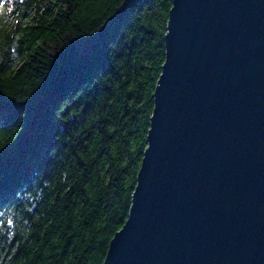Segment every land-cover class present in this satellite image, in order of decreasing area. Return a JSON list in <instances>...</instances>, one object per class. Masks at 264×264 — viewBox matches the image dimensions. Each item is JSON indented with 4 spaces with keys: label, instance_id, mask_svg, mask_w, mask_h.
<instances>
[{
    "label": "trees",
    "instance_id": "trees-1",
    "mask_svg": "<svg viewBox=\"0 0 264 264\" xmlns=\"http://www.w3.org/2000/svg\"><path fill=\"white\" fill-rule=\"evenodd\" d=\"M171 0H0V264H102L146 146Z\"/></svg>",
    "mask_w": 264,
    "mask_h": 264
},
{
    "label": "water",
    "instance_id": "water-1",
    "mask_svg": "<svg viewBox=\"0 0 264 264\" xmlns=\"http://www.w3.org/2000/svg\"><path fill=\"white\" fill-rule=\"evenodd\" d=\"M163 43L102 264H264V0H171Z\"/></svg>",
    "mask_w": 264,
    "mask_h": 264
}]
</instances>
